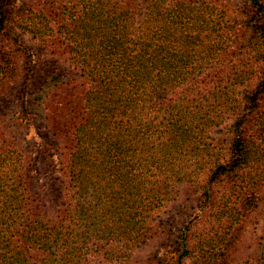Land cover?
Listing matches in <instances>:
<instances>
[{"label": "trees", "instance_id": "1", "mask_svg": "<svg viewBox=\"0 0 264 264\" xmlns=\"http://www.w3.org/2000/svg\"><path fill=\"white\" fill-rule=\"evenodd\" d=\"M241 1L230 13L223 0H29L19 24L0 0V42L21 30V117L39 101L68 179L50 214L23 156L11 166L0 147V264H91L106 246L127 261L183 186L204 196L221 184L228 233L207 252L181 232L170 264H237L246 211L264 205V0ZM34 43L66 63L36 92L48 72Z\"/></svg>", "mask_w": 264, "mask_h": 264}, {"label": "rangeland", "instance_id": "2", "mask_svg": "<svg viewBox=\"0 0 264 264\" xmlns=\"http://www.w3.org/2000/svg\"><path fill=\"white\" fill-rule=\"evenodd\" d=\"M16 8L15 20L21 24V9L26 7L29 0H13ZM228 11L233 13L239 11L241 0H223ZM241 3V4H240ZM4 40L0 42L9 47V76L0 85V147L7 152V161L11 164H21V155L25 163L22 172L27 180L28 187L34 193H38L48 207L47 210L53 214L52 205L56 202L59 191L65 190L68 185L62 164L57 162L56 146L52 134L46 126L43 117V108L39 101L32 99L29 106L28 119L21 117V30L14 33L7 32ZM34 51L40 58L46 60L47 75L43 72L36 76L33 83L35 92L45 80L50 78V73L55 66L63 70L66 63L56 60L48 50L34 43ZM4 48V46H0ZM63 67V68H62ZM45 77V78H44ZM34 98L35 96L32 95ZM27 118V117H26ZM212 136L216 141L226 138L224 129L213 130ZM48 152L50 161L44 159V153ZM12 152L14 154L12 155ZM19 156V157H18ZM15 158H20L15 161ZM21 177V169L19 170ZM215 186L212 187V190ZM223 186L218 185L214 191L200 196L199 193L192 194L187 186H183L179 195L166 202L153 214L149 220L148 237L138 248L131 253L126 261V253L116 255L112 249L106 246L100 255L87 257L91 264H170L176 244V237L181 232H187L190 246L203 242L205 251L209 252L219 243L220 235L229 230L230 223L216 221L215 214L217 206L222 197ZM39 195H36L39 198ZM211 195L212 199H207ZM211 201H214V203ZM248 218L237 233L238 238L231 251L232 259L237 264L241 262H264V205L258 204L255 208L249 207L246 211ZM230 249V248H229ZM263 257V258H262ZM90 264V263H89Z\"/></svg>", "mask_w": 264, "mask_h": 264}]
</instances>
